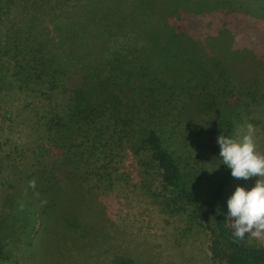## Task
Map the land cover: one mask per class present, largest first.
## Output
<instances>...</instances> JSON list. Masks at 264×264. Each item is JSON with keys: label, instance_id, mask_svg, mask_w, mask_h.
I'll return each mask as SVG.
<instances>
[{"label": "trees", "instance_id": "trees-1", "mask_svg": "<svg viewBox=\"0 0 264 264\" xmlns=\"http://www.w3.org/2000/svg\"><path fill=\"white\" fill-rule=\"evenodd\" d=\"M54 1L41 3L54 8L58 3ZM109 1L78 2L68 9L60 3L48 31L37 28L32 40L24 38L27 42L23 46L10 51L12 57L20 58L14 66L16 82L29 87L41 85L49 101L51 92L63 88L60 103L55 100L58 105L44 115L43 146L53 159L38 170L39 192L60 189L79 177V164L97 160L102 170L96 174L109 175L106 169L111 167L108 161L112 158L119 165L132 159L135 171L144 178L153 174L152 179L157 180L161 192L155 196L163 211L184 209L204 223L212 264H264V243L249 242L246 235L234 237L224 215V197L233 177L221 163L216 143L218 135L234 137L236 126L264 96L256 75V69L264 71V49L257 50L261 55L253 52L254 47L246 49L247 62L234 79L231 68L236 64L231 62L234 56L229 50L232 32H227L225 41L198 40L207 32L198 25V16L228 11L232 7L226 3L237 4L238 0H191L187 4L183 0H160L149 20L165 45L159 43L153 51V40L138 50L132 46L123 52L111 50L108 43V37L118 36L120 25L114 24L117 19ZM151 1L134 2L142 7ZM100 27L107 36L106 45L98 61H88L91 52L83 48L85 38ZM77 63L80 72L76 71ZM3 75L0 64V83ZM203 146L213 154V175L199 164L206 153L196 157L197 165L190 160L192 149ZM27 190L28 194L20 196L21 203L25 210L30 204L29 212L40 209L42 230L53 220L47 217L45 205L29 200L32 191L30 187ZM6 257L0 242V259ZM111 264L146 263L116 254Z\"/></svg>", "mask_w": 264, "mask_h": 264}, {"label": "rangeland", "instance_id": "rangeland-1", "mask_svg": "<svg viewBox=\"0 0 264 264\" xmlns=\"http://www.w3.org/2000/svg\"><path fill=\"white\" fill-rule=\"evenodd\" d=\"M42 1L0 0V64L5 73L0 83V242L7 253L0 264H111L116 254H125L146 264H212L204 223L198 217L189 216L184 209L163 211L155 196L161 192L157 180L152 179L153 174L148 175V179L135 171L132 159L119 165L112 158L108 161L111 167L106 169L109 175L96 174L97 170H102L97 160L88 161V165L79 164V177L68 180L60 189L39 192L42 186L38 170L53 159L43 146L44 115L50 107L58 105L55 100L60 103L63 88L51 92L49 101L42 94L45 89L41 85L29 87L16 82L13 72L16 59L20 58L12 57L10 51L32 40L37 28L48 31L57 17L60 3L66 9L78 2L89 4V0H55L58 3L51 8ZM134 1H109L117 19L114 24L120 25L116 26L118 36L108 37V43L111 50L117 48L123 52L131 50L132 46L138 50L139 46L154 40L151 49L155 51L159 43L165 45L158 28L149 20L160 0L144 2L142 7ZM189 1L183 0V3ZM225 6L233 9L198 16V25L204 32L207 30L198 40L202 43L206 39L225 41L227 32H232L229 50L234 56L230 57L231 62L237 66L231 68L235 79L247 62L246 49L254 47L253 52L258 55L257 50L264 49L261 35L264 0H238L237 4L226 3ZM36 18L42 19V23ZM102 28L85 38L83 48L91 52L88 61H98L97 56L106 45L107 36ZM170 46L166 47L167 52ZM256 70L259 88L264 91V71ZM76 71H81L78 63ZM249 123L255 128L256 150L264 154V96L236 126L233 138H239ZM205 149L206 146L192 149L190 160L197 165L196 157L206 153L199 164L207 168V174L213 175L216 168L211 161L213 154L209 153V148ZM255 179V176L247 181L233 177L224 197L225 212L227 195L234 187L237 184L250 187ZM30 182H34V186L30 187ZM29 187L32 191L29 200L37 206L45 205L47 217L53 220L42 230L40 209L29 212L30 204L25 210L21 203L20 196L28 194ZM245 235L249 242L264 243V233Z\"/></svg>", "mask_w": 264, "mask_h": 264}, {"label": "clouds", "instance_id": "clouds-1", "mask_svg": "<svg viewBox=\"0 0 264 264\" xmlns=\"http://www.w3.org/2000/svg\"><path fill=\"white\" fill-rule=\"evenodd\" d=\"M218 156L228 169L229 174L247 181L256 179L250 187L237 184L226 198V213L232 235L243 238L246 233L257 236L264 233V154L257 152L255 128L245 125V131L239 138L218 135ZM30 187L34 182H30Z\"/></svg>", "mask_w": 264, "mask_h": 264}]
</instances>
